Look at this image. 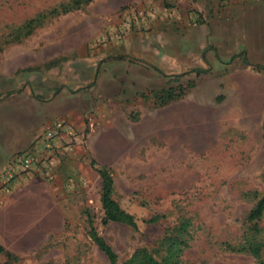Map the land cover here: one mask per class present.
I'll use <instances>...</instances> for the list:
<instances>
[{
    "label": "rangeland",
    "instance_id": "1",
    "mask_svg": "<svg viewBox=\"0 0 264 264\" xmlns=\"http://www.w3.org/2000/svg\"><path fill=\"white\" fill-rule=\"evenodd\" d=\"M132 8L156 20L117 41ZM168 89L183 95L159 106L152 92ZM57 118L77 142L37 176L44 186L11 197L42 189L46 209L2 200L0 264H109L91 227L122 264L186 217L197 226L187 264H256L219 245L240 238L251 196L264 194V0H0V171ZM101 163L125 211L162 218L104 225Z\"/></svg>",
    "mask_w": 264,
    "mask_h": 264
},
{
    "label": "trees",
    "instance_id": "2",
    "mask_svg": "<svg viewBox=\"0 0 264 264\" xmlns=\"http://www.w3.org/2000/svg\"><path fill=\"white\" fill-rule=\"evenodd\" d=\"M81 1L74 2L72 6L61 5L49 11L50 15L65 14L72 10L78 9ZM27 28H36L40 25V17L29 22ZM32 31V30H31ZM202 69H195L193 72L197 74L203 73ZM175 92L168 89L166 95L152 92L155 103L159 106H166L175 98L183 95V91L174 96ZM101 179L100 204L103 212L102 223L104 225L116 224L129 227L135 231L140 229L141 225L157 223L162 216L152 215L143 219H137L125 211L120 204L114 200V181L109 169L101 167L98 169ZM254 203L250 208V212L245 219L240 238L236 242H223L219 245V249L224 254L229 255H245L253 259L256 264H264V194L260 197L256 194L251 196ZM90 225L92 226L91 220ZM197 226L193 219L183 218L177 226L166 229L162 236L158 239V245L152 248H144L135 250L132 255L122 264H187L184 261L186 251L193 242ZM90 238L99 250L106 256L109 264H116V255L109 245L98 235L97 231L91 227Z\"/></svg>",
    "mask_w": 264,
    "mask_h": 264
},
{
    "label": "built area",
    "instance_id": "3",
    "mask_svg": "<svg viewBox=\"0 0 264 264\" xmlns=\"http://www.w3.org/2000/svg\"><path fill=\"white\" fill-rule=\"evenodd\" d=\"M153 8H132L123 14L122 24L111 35L115 40L131 32L148 28L156 19ZM77 142V133L70 121L54 119L28 152L17 153L7 160L0 171V207L22 176L50 177L59 164V157Z\"/></svg>",
    "mask_w": 264,
    "mask_h": 264
},
{
    "label": "crops",
    "instance_id": "4",
    "mask_svg": "<svg viewBox=\"0 0 264 264\" xmlns=\"http://www.w3.org/2000/svg\"><path fill=\"white\" fill-rule=\"evenodd\" d=\"M99 139V138H98ZM99 141V142H98ZM97 145H96V151L97 152H92L94 149H91L92 155L96 157L98 162H101V160L104 159V153L108 152L107 146L104 145V142L100 140H97ZM94 145V144H92ZM93 148V146H92ZM8 156L6 157L5 161L7 160ZM101 167H106L107 165L105 163H101ZM38 175H27V176H22L19 180L18 183H16V186L12 192V194L5 198V203L8 201V199H11L17 192H19L21 189H31L30 184H34L35 186H44V183L41 182V179L37 177ZM34 186V187H35ZM43 188V187H42ZM26 190V191H27ZM48 194H50V191L48 190ZM18 197H16L14 200L11 199L9 203L5 205V209L7 210L12 209V212H17L21 214L22 210H27V209H34L36 207L41 208L44 207L45 209L48 207L47 199L45 198V193L42 191V189H37L34 192H27L26 194H17ZM49 198V197H48Z\"/></svg>",
    "mask_w": 264,
    "mask_h": 264
}]
</instances>
